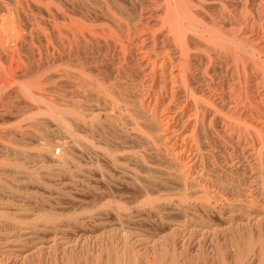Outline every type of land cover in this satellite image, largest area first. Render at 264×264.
<instances>
[{
  "label": "bare ground",
  "instance_id": "6f19581e",
  "mask_svg": "<svg viewBox=\"0 0 264 264\" xmlns=\"http://www.w3.org/2000/svg\"><path fill=\"white\" fill-rule=\"evenodd\" d=\"M0 264H264V0H0Z\"/></svg>",
  "mask_w": 264,
  "mask_h": 264
},
{
  "label": "rangeland",
  "instance_id": "374dc122",
  "mask_svg": "<svg viewBox=\"0 0 264 264\" xmlns=\"http://www.w3.org/2000/svg\"><path fill=\"white\" fill-rule=\"evenodd\" d=\"M57 152H58V150H57ZM65 223H66V224H65ZM63 224L67 225V222H63Z\"/></svg>",
  "mask_w": 264,
  "mask_h": 264
}]
</instances>
